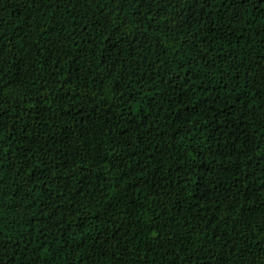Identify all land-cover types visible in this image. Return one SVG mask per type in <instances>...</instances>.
I'll list each match as a JSON object with an SVG mask.
<instances>
[{
    "label": "trees",
    "instance_id": "16d2710c",
    "mask_svg": "<svg viewBox=\"0 0 264 264\" xmlns=\"http://www.w3.org/2000/svg\"><path fill=\"white\" fill-rule=\"evenodd\" d=\"M0 264H264V2L0 0Z\"/></svg>",
    "mask_w": 264,
    "mask_h": 264
},
{
    "label": "snow or ice",
    "instance_id": "6c2138e0",
    "mask_svg": "<svg viewBox=\"0 0 264 264\" xmlns=\"http://www.w3.org/2000/svg\"><path fill=\"white\" fill-rule=\"evenodd\" d=\"M262 2H264V0H262Z\"/></svg>",
    "mask_w": 264,
    "mask_h": 264
}]
</instances>
